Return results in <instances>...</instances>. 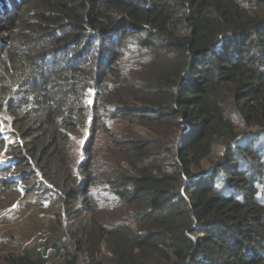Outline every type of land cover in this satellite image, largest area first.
Wrapping results in <instances>:
<instances>
[{
	"label": "trees",
	"instance_id": "1",
	"mask_svg": "<svg viewBox=\"0 0 264 264\" xmlns=\"http://www.w3.org/2000/svg\"><path fill=\"white\" fill-rule=\"evenodd\" d=\"M21 194L70 232L63 264H264V0H0Z\"/></svg>",
	"mask_w": 264,
	"mask_h": 264
},
{
	"label": "rangeland",
	"instance_id": "2",
	"mask_svg": "<svg viewBox=\"0 0 264 264\" xmlns=\"http://www.w3.org/2000/svg\"><path fill=\"white\" fill-rule=\"evenodd\" d=\"M141 130L147 132L146 129ZM220 153L222 151L217 149L213 158L219 160ZM19 191L23 192L20 189ZM31 202L25 194L17 199L8 195L0 197V261L5 255L21 254L28 249L41 253L47 259V264H63L70 246V232L60 228L53 218L52 210L47 207H29ZM83 215L76 220L64 217L65 226H74L75 229L89 213L85 212ZM56 244L62 246L59 252L55 248ZM80 264H87L86 257H82Z\"/></svg>",
	"mask_w": 264,
	"mask_h": 264
},
{
	"label": "built area",
	"instance_id": "3",
	"mask_svg": "<svg viewBox=\"0 0 264 264\" xmlns=\"http://www.w3.org/2000/svg\"><path fill=\"white\" fill-rule=\"evenodd\" d=\"M54 252L57 253L56 250Z\"/></svg>",
	"mask_w": 264,
	"mask_h": 264
}]
</instances>
